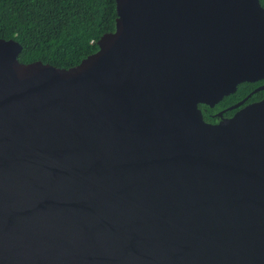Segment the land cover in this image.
<instances>
[{"label":"water","instance_id":"obj_1","mask_svg":"<svg viewBox=\"0 0 264 264\" xmlns=\"http://www.w3.org/2000/svg\"><path fill=\"white\" fill-rule=\"evenodd\" d=\"M114 7L67 69L0 38V264H264V100L197 109L264 80V8Z\"/></svg>","mask_w":264,"mask_h":264},{"label":"trees","instance_id":"obj_2","mask_svg":"<svg viewBox=\"0 0 264 264\" xmlns=\"http://www.w3.org/2000/svg\"><path fill=\"white\" fill-rule=\"evenodd\" d=\"M264 8V0H259ZM114 0H0V38L16 41L17 61H40L67 69L96 50V41L114 29ZM259 84V83H256ZM236 86L231 98L251 89ZM264 90L251 94L255 100Z\"/></svg>","mask_w":264,"mask_h":264},{"label":"flooded vegetation","instance_id":"obj_3","mask_svg":"<svg viewBox=\"0 0 264 264\" xmlns=\"http://www.w3.org/2000/svg\"><path fill=\"white\" fill-rule=\"evenodd\" d=\"M259 83V84H256ZM253 86L248 91L247 94L240 98H231L232 94L223 96L220 100L214 103L212 106L206 104H197V109L200 112L202 120L209 125H215L221 120H226L231 118L237 111L244 108L247 105L259 102L264 100V96H260L255 100L251 99L252 90L256 89L257 87L264 85V80H259L253 83H250ZM263 91V90H261ZM259 92V91H258ZM240 103L237 107L232 108L236 104Z\"/></svg>","mask_w":264,"mask_h":264},{"label":"rangeland","instance_id":"obj_4","mask_svg":"<svg viewBox=\"0 0 264 264\" xmlns=\"http://www.w3.org/2000/svg\"><path fill=\"white\" fill-rule=\"evenodd\" d=\"M253 91V90H252Z\"/></svg>","mask_w":264,"mask_h":264}]
</instances>
